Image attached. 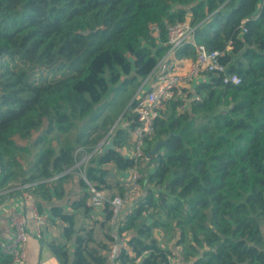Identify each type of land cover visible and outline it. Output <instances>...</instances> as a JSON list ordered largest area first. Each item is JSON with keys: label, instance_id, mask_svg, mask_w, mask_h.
Segmentation results:
<instances>
[{"label": "trees", "instance_id": "16d2710c", "mask_svg": "<svg viewBox=\"0 0 264 264\" xmlns=\"http://www.w3.org/2000/svg\"><path fill=\"white\" fill-rule=\"evenodd\" d=\"M189 18L195 42L224 52L222 64L241 84L209 75L185 110L184 101H170L146 154L164 144L146 163L121 152L137 125L134 101L123 116L128 127L114 132L115 150L100 152L86 178L107 191L110 179L136 166L144 176L145 198L121 219L112 224L110 203L102 210L111 244L114 233L130 235L116 264H264V0H0V191L30 184L44 203L39 210L64 223L67 243L49 245L59 264H108L92 247L93 229L77 231L75 215L54 202L66 196L77 152L102 128L109 132L165 55L168 27ZM176 58L194 60V46ZM36 68L52 78L33 80ZM109 94L117 99L109 114L96 113ZM80 125L78 139H64ZM38 131L39 151L26 169L17 141ZM80 184L86 191L70 208L89 215L88 185ZM155 230L178 235V254L160 245ZM9 263L0 249V264Z\"/></svg>", "mask_w": 264, "mask_h": 264}, {"label": "built area", "instance_id": "2783aa9c", "mask_svg": "<svg viewBox=\"0 0 264 264\" xmlns=\"http://www.w3.org/2000/svg\"><path fill=\"white\" fill-rule=\"evenodd\" d=\"M196 27L190 20H186L168 27V40L164 44L167 47L165 55L158 61L151 75L143 81L140 92L134 101L136 106L133 113L137 118V125L131 132L134 140V155L132 159L146 163L149 157L146 154L148 142L154 136V124L165 111L170 101H184L182 110L188 107L194 93L196 80L200 77L214 75L222 79L225 85L241 84L242 79L236 74H229L228 67L221 62L225 53L221 51H209L204 45L197 44L194 36ZM154 36L158 33V27L153 26ZM186 44H192L195 48L196 58L192 60L188 72L183 73L177 65L176 52ZM152 150V149H151ZM150 150V151H151ZM1 177V172H0ZM143 174L138 166L124 173L120 180V193L111 200L105 190H99L87 180L90 199L89 208L98 213L103 210L106 203H110L113 210L112 224L121 219L125 210L132 207V203L141 196L143 188ZM32 185H9L0 191V199L12 194H19L24 204H30V213H20L16 208L8 209V224L14 233L12 240L7 241L0 233V249L10 258L9 264H30L28 258V245L31 237L37 240L44 238L49 228L51 216L39 210L38 199L30 191ZM115 242L111 245L108 264H116L125 249V244L117 233L113 235ZM173 264H180L173 260Z\"/></svg>", "mask_w": 264, "mask_h": 264}, {"label": "rangeland", "instance_id": "374dc122", "mask_svg": "<svg viewBox=\"0 0 264 264\" xmlns=\"http://www.w3.org/2000/svg\"><path fill=\"white\" fill-rule=\"evenodd\" d=\"M32 79L33 80H40V79H51L52 75L48 72L46 69H39L36 68L33 72ZM194 89V88H193ZM140 92V87L136 90L135 95L131 98H127L125 108L123 110V114L121 113L119 116V112L117 114V117H115V124L109 129V132H104V128H102L100 132L93 135L92 142L93 144L88 146L87 148L80 149L77 156V164L73 167L74 169L70 170L67 174H70L67 177V180L64 182V189H65V198L62 201L54 202L55 205L64 207V211L66 213H73L77 220L76 230H83V234L87 232L90 229H93L94 237L96 239V243L93 244V248H97L99 250V253L106 255L109 257L110 251H111V241L108 239L106 234L110 233V225H102L104 223L103 221L99 220L101 212L94 213L91 212L89 215H86L83 213L82 210L74 211L72 208H70L71 204L74 201H77L80 199L82 194L85 193L84 187L81 186L80 182L84 181L87 182L86 178V168L88 165L92 162V160L97 157L102 148L111 140L113 139L114 132L118 129V127H121L122 124H124L127 120L123 119L124 114L128 113V107L131 106V104L134 102L136 94ZM192 94V93H191ZM115 100V94H109L105 100L102 102L101 106L98 107L96 110L97 112H100L101 114L105 113V116L109 114L107 109V104L109 105L111 102H114ZM119 100V98H118ZM130 108V107H129ZM116 111L111 112L112 114ZM116 114V113H115ZM133 112H130L129 115H133ZM98 126H100V123H97ZM115 127V128H114ZM114 128V129H113ZM82 132V125L75 130L73 133H71L68 137H64L65 140H76L78 139V136H80ZM41 131H38L34 134L33 138L30 140H18V145L22 148H19L17 151V158L20 164L23 165L24 168H28L29 164L35 160V157L39 151V147H33L34 140L41 134ZM100 148V149H99ZM110 188L107 189L108 198L117 195L120 192V179L119 178H112L110 179ZM20 186L22 183L20 182H14L11 184V186ZM31 191V190H30ZM33 196L37 199L38 196L35 195L33 191H31ZM147 194V188L144 186L141 191V196L136 199L132 204V206H136L140 201H142ZM39 204H44L42 201H39ZM45 211V209L43 210ZM49 211V210H48ZM50 212V211H49ZM49 214V213H48ZM50 215V214H49ZM64 223H62L59 219H52L50 220L49 227L52 229H62ZM112 234V233H111ZM154 236L157 239V241L160 243V245L163 248L172 250L175 254H178L180 248L177 247L176 242L178 241V235L170 232L169 230H155ZM63 237V235H62ZM130 238V235L128 236H121L122 241L126 243L128 239ZM55 242V241H54ZM58 243V242H57ZM67 243V241H66ZM107 244V249H102L100 247H103V245ZM68 245H70V248L74 249V240L71 241V243L68 242ZM95 248V249H96Z\"/></svg>", "mask_w": 264, "mask_h": 264}, {"label": "crops", "instance_id": "0c3cea01", "mask_svg": "<svg viewBox=\"0 0 264 264\" xmlns=\"http://www.w3.org/2000/svg\"><path fill=\"white\" fill-rule=\"evenodd\" d=\"M190 20V18L188 19ZM191 59L178 60L177 65L183 73L189 71L191 66ZM208 77H200L196 80L194 89H196L197 85L203 82H207ZM129 123L125 122L123 127H128ZM134 140L130 137L129 142L126 146L121 150L122 154L127 158H133L134 155ZM125 173V172H124ZM124 173H121L117 178L120 180L123 178ZM40 201V200H38ZM16 208V210L20 213H25L27 211V215H31L30 213V204H24L22 202V198L19 194H12L6 196L5 198L0 199V233L2 234V238L4 240L10 241L14 237V233L8 224V209ZM47 214L51 213L48 209H45ZM124 214V213H123ZM52 217V216H51ZM100 221L105 222L104 216L102 215V211L99 217ZM58 242L62 244H66V240L62 237V229H52L51 227L45 232L44 238L42 240H37L34 237H31L29 245H28V258L27 261L30 264H59L57 259L53 256L50 251L49 245L53 242Z\"/></svg>", "mask_w": 264, "mask_h": 264}, {"label": "water", "instance_id": "95a60500", "mask_svg": "<svg viewBox=\"0 0 264 264\" xmlns=\"http://www.w3.org/2000/svg\"><path fill=\"white\" fill-rule=\"evenodd\" d=\"M84 34H89V32H85ZM137 95V94H136ZM135 98H136V96H135ZM135 98H134V100H135ZM133 100V101H134ZM130 107V106H129ZM129 107H128V109H129ZM115 128V127H114ZM113 128V129H114ZM164 144V142H158L157 143V145L151 150V151H149L148 152V157L150 158V157H152V156H154V155H157L158 153H159V151H160V149H161V147H162V145ZM100 149V148H99ZM111 150H115V145H114V139H111L103 148H102V150H101V153L102 154H105V153H107L108 151H111ZM72 169H74V168H72ZM71 169V170H72ZM67 174V173H66ZM65 175V174H64Z\"/></svg>", "mask_w": 264, "mask_h": 264}]
</instances>
